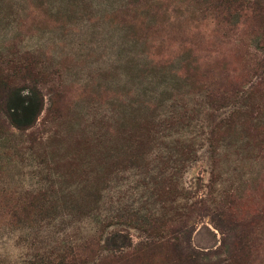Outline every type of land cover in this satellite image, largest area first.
<instances>
[{
  "label": "rangeland",
  "instance_id": "1",
  "mask_svg": "<svg viewBox=\"0 0 264 264\" xmlns=\"http://www.w3.org/2000/svg\"><path fill=\"white\" fill-rule=\"evenodd\" d=\"M138 4L0 0V68L14 77L27 67L44 74L35 126L0 136V185L44 195L25 219L7 212L18 195L0 198V264H49L76 252L93 257V242L122 227L135 243L147 232L140 222L124 224L131 213L151 215L149 234L157 236L168 233L165 220L187 219L192 248L224 257L236 240L210 211L231 199L247 224L245 249L234 251L244 258L232 264H264V91L206 106L182 71L235 52L264 57V49L241 34L234 37L247 48L220 43L187 0ZM140 21L160 26L146 33ZM144 39L160 43V53ZM51 84L62 85L71 104L60 116L51 108ZM180 104L191 109L183 122L155 120L169 109L185 112ZM160 136L156 146L148 142ZM180 136L192 140L169 142Z\"/></svg>",
  "mask_w": 264,
  "mask_h": 264
},
{
  "label": "trees",
  "instance_id": "2",
  "mask_svg": "<svg viewBox=\"0 0 264 264\" xmlns=\"http://www.w3.org/2000/svg\"><path fill=\"white\" fill-rule=\"evenodd\" d=\"M187 1L197 8L202 20L212 23V31L219 33L217 36L220 43H231L234 46L240 44L247 48L248 43L240 42L234 37L241 34L249 41L256 42L259 48L264 49V0ZM162 2L164 0H138V6L153 5L155 7ZM138 6L137 8H139ZM125 9L128 8L125 7ZM139 24L141 30L145 27L146 33L148 31L157 32L160 26L159 23L145 24V21H140ZM143 41L145 44L149 43L151 47H155L157 51L155 53H160L158 51L160 43H153L154 40L148 42L147 39ZM198 63L197 61L193 64L186 63L183 65L182 71L190 78L191 83L198 86L197 91L205 100L206 106H215L214 101L221 107L229 106L245 90L252 94L264 91L263 56L249 51L235 52L231 55L215 56L210 61ZM238 65L242 67L240 70L237 68ZM17 78L19 79L17 80ZM43 80L44 74L29 67L25 68L18 77H14L13 74L6 73L3 68H0V136L7 134L12 128L26 132L35 126L44 106L41 87ZM24 82L25 85L22 87ZM63 88L59 84L56 86L51 84L48 87L51 93V108L58 116L71 106L64 100ZM180 106L184 108L185 112L176 113L175 110L169 109L155 120L160 123L165 121L167 124L174 120L183 122L191 109L182 106V104ZM142 121L144 122L145 118ZM143 136L145 135H139L140 138ZM161 138L162 136L149 138L148 142L153 140V146H156ZM164 138H171V136L167 135ZM191 140L180 136L176 141L171 139L169 142L187 143ZM142 143L143 140L139 139V144ZM11 195H18V197L7 212L10 217L16 219H25L28 215L35 214L37 206L44 200L41 191L19 192L0 185L1 199ZM233 205V199L227 203L218 200L213 203L210 211V217L214 224L223 233H231L236 240L232 244L229 254L224 257L212 259L211 252L197 251L192 248L190 236L194 225H189L187 219L165 220L168 233L157 236L149 234L156 223L151 215L131 213L124 215L122 220L130 228L140 222L136 225L140 230L147 232V235L139 241L133 243L129 233L122 227L110 232L104 237L102 243H99L100 240L97 241L94 237L90 239L92 242L95 240L93 243L99 247V253L95 256L87 254L82 257L81 252H76L78 255L67 254L61 258H54L49 261V264H232L238 258L239 261L244 258V253L239 256L234 251L241 247L245 249L244 243L247 241V224L234 213ZM91 241L83 243L82 246L85 250ZM103 250H105L104 253H101Z\"/></svg>",
  "mask_w": 264,
  "mask_h": 264
}]
</instances>
